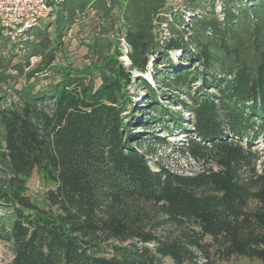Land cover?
<instances>
[{"label": "trees", "instance_id": "16d2710c", "mask_svg": "<svg viewBox=\"0 0 264 264\" xmlns=\"http://www.w3.org/2000/svg\"><path fill=\"white\" fill-rule=\"evenodd\" d=\"M48 1L50 14L18 40L0 21L9 264H264V0ZM91 11L90 60L75 65L64 37ZM150 63L153 81L136 74ZM157 124L210 165L155 169L149 157L166 141ZM35 171L48 185L42 202L28 194Z\"/></svg>", "mask_w": 264, "mask_h": 264}, {"label": "rangeland", "instance_id": "374dc122", "mask_svg": "<svg viewBox=\"0 0 264 264\" xmlns=\"http://www.w3.org/2000/svg\"><path fill=\"white\" fill-rule=\"evenodd\" d=\"M177 3L178 1L173 2V5L177 6ZM49 20H53V16L46 19V21ZM98 21L99 20L95 15V11H91L87 17L78 21L64 37L66 51L70 60L73 61L75 65L81 66L90 60L88 44L92 41V36L97 30ZM165 33L167 32L165 31L163 34ZM123 45L125 47L124 53H126L127 48L124 42ZM170 55H172L173 57H177L179 55V52L171 51ZM58 58L59 59H57V61H62L60 53L58 55ZM121 58L126 64L129 63V60L126 56H122ZM39 60L40 59L38 57H33L31 61L32 64L29 68H26V71H28L32 67H35ZM153 68V63H150L147 72H136V74L142 75L143 77H146L147 79L153 81L151 77V70ZM11 71L16 73L14 69H11ZM23 81L24 77H18L14 83L17 87H19ZM44 83H47V80L41 78L39 84L43 85ZM130 89L134 93L138 92L139 90L138 87H135V84H133ZM139 93L142 95L143 92L140 91ZM165 97L166 96H161L164 105L170 107L171 109H173V111H177L178 109H180V106H176V104L173 103L172 99L168 100L165 99ZM136 100L139 104L138 106H141L144 103L145 98L138 97ZM185 117L187 119H190L191 116L186 113ZM155 132L157 133V135L164 137V139L166 140L165 142L156 143L155 146L157 151L155 152V154L149 157L150 163L155 169H157L158 164L161 163L170 167L172 170L187 174L195 173L202 170L203 167H207L208 165H210L203 160L194 159L189 154L181 153L182 148L180 147L187 145V137H184L185 134L178 132L175 128H173L171 132L170 129L163 126V124H157L155 126ZM256 147L264 150V140L262 142H258L256 144ZM28 186V194L36 201L42 202L43 195L48 187L43 177L35 171L29 181ZM12 257L13 253L11 245L5 241L0 240V264H9ZM166 263L174 264L170 259H166ZM216 264H260V261L255 258L251 259L244 256H233L229 260H217Z\"/></svg>", "mask_w": 264, "mask_h": 264}, {"label": "built area", "instance_id": "2783aa9c", "mask_svg": "<svg viewBox=\"0 0 264 264\" xmlns=\"http://www.w3.org/2000/svg\"><path fill=\"white\" fill-rule=\"evenodd\" d=\"M51 11L52 4L48 0H0V21L4 34L18 40Z\"/></svg>", "mask_w": 264, "mask_h": 264}, {"label": "bare ground", "instance_id": "6f19581e", "mask_svg": "<svg viewBox=\"0 0 264 264\" xmlns=\"http://www.w3.org/2000/svg\"><path fill=\"white\" fill-rule=\"evenodd\" d=\"M128 59V58H127Z\"/></svg>", "mask_w": 264, "mask_h": 264}]
</instances>
